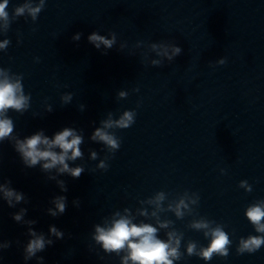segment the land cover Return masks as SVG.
<instances>
[{
	"label": "clouds",
	"instance_id": "obj_1",
	"mask_svg": "<svg viewBox=\"0 0 264 264\" xmlns=\"http://www.w3.org/2000/svg\"><path fill=\"white\" fill-rule=\"evenodd\" d=\"M9 0H0V30L7 32L10 27V16L7 11ZM45 7V0H24V3L14 8L13 18L27 15L33 21H36L38 15ZM80 33L73 36V40L78 41ZM88 42L96 49L101 45L105 50L113 48L116 44V35L110 33L109 36L100 35L92 32L88 37ZM10 41L4 39L0 41V50H6ZM152 51L157 56L164 57L172 61L182 53V48L175 44L153 43L150 45ZM106 54V51L105 53ZM152 65L159 66L161 60H153ZM218 64H225L221 59ZM22 75L13 74L8 69L0 68V143L11 141L14 150L19 154L23 164L28 168L40 166L41 171L52 173L55 170L56 175H49V179L56 180L58 175L67 174L72 178H79L85 171L82 166L70 167L69 162H75L82 159L84 153L81 145L84 142L83 135L72 127H64L55 132L51 137L45 135L44 130H38L35 133L20 138L15 134V123L8 115L10 111L23 114L30 108L31 95L25 94L22 84ZM119 98H125L127 93L120 91ZM72 94L65 93L62 97V104L67 105L72 101ZM83 105H80L81 110ZM51 106L47 111L51 112ZM135 111L125 110L119 119H112L109 113L107 120L101 121V127L94 130L91 140L102 142L109 152L114 153L120 147V139L115 136L113 129H127L135 122ZM90 158L97 159V153L91 151ZM99 169L107 170L108 165L105 160H100L97 165ZM63 192L67 187L63 180H56ZM10 181L0 183V198H2L10 208H15L20 203H27L24 193L12 188ZM239 187L250 192L251 185L247 181H240ZM167 194L163 191L156 192L152 197L142 200L141 205L152 206V211L148 208H137L135 214L129 209L124 208L123 213L115 211L110 218L103 221V225H94L92 239L99 245L104 253L115 254L121 259V264H176L181 260L184 253L181 252V243L184 237L183 232L177 231L172 227L173 221L161 219L160 214L171 212L177 219H183L186 215H193L194 208L199 202V196L195 193L184 192L178 197L167 203ZM51 203L54 205L48 208L47 212L52 217L62 215L67 207V198L63 195L56 196ZM78 204V201H74ZM26 208H20L18 212L13 213L12 218L17 223L28 225V235L30 239L24 246V260L28 261L36 257L38 264H43V257L37 256V253L43 252L47 246L54 241L46 238L44 233H38L31 227L36 223L35 220H25ZM245 217L253 226L257 235H249L246 238L241 237L237 247V254L255 253L264 246V199L258 200L249 205L245 212ZM137 217H144L145 220H154L155 223L144 222L141 220L135 222ZM188 227L192 230L202 232L205 239L208 240L207 246L198 247L195 241L189 240L186 243L187 256H197L205 262L211 261L214 256L226 258L229 255V248L232 241L229 234L224 230V225L209 220L206 217L193 219ZM164 230L166 239L160 237V231ZM49 236L56 239H62L64 233L57 227H49ZM10 242L0 244V249H6Z\"/></svg>",
	"mask_w": 264,
	"mask_h": 264
}]
</instances>
